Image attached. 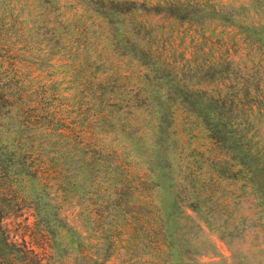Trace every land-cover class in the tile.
<instances>
[{
	"label": "trees",
	"instance_id": "obj_1",
	"mask_svg": "<svg viewBox=\"0 0 264 264\" xmlns=\"http://www.w3.org/2000/svg\"><path fill=\"white\" fill-rule=\"evenodd\" d=\"M12 2L19 15H0L17 28L0 34V122L13 116L19 141L40 132L52 142L35 158L0 136V264L58 262L57 241L74 230L45 200L52 181L67 200L87 175L91 224L112 213L158 237L178 206L205 216L247 196L264 206V0H237L236 12L213 0ZM154 17L186 26L163 36ZM168 34L189 54L180 47L178 58ZM154 40L168 44L164 60ZM193 68L198 89L181 85ZM167 74L164 98L153 89ZM25 177L36 192L15 189ZM232 182L239 191L223 190Z\"/></svg>",
	"mask_w": 264,
	"mask_h": 264
},
{
	"label": "rangeland",
	"instance_id": "obj_2",
	"mask_svg": "<svg viewBox=\"0 0 264 264\" xmlns=\"http://www.w3.org/2000/svg\"><path fill=\"white\" fill-rule=\"evenodd\" d=\"M213 1L225 3L228 11L236 12L238 10L237 0ZM12 3V0H0V15H5L6 18L19 15L20 12ZM11 22L10 19L6 20L7 26L0 27V34L11 36L12 33L17 31L15 26H11ZM152 25L158 27V34L163 31V36H167L168 29L176 32V30L180 31L186 26L175 21L165 22L157 17H154ZM165 27H167V30L163 29ZM173 39L174 35L168 34L167 43L171 42V47L176 52V56L178 58L183 57L186 55V51L188 55L189 50L183 44H179L178 40ZM153 43L155 48L159 50L160 59L164 60L168 44L165 40H154ZM180 47H183L186 51L180 50ZM35 53L39 56L41 54L38 50ZM172 55L171 57L174 59ZM194 68L191 74L192 79H188L186 84L181 85H187L192 89L201 88L197 86L200 82L199 79L193 77L200 76ZM174 72L173 66L169 67L168 74L173 75ZM149 73L151 72L149 71ZM139 74L140 71L135 66L133 77ZM168 74L163 76L164 78L161 81L156 82L153 89L158 94H162L164 98L174 90L173 82H171ZM131 81L134 82V79H131ZM11 117L4 118L0 122L1 139L10 142L9 147L11 149L19 142L22 151H26L35 158L40 157V149L50 150L47 145L52 142V139L40 134V132H34L32 137L24 134V141H19L21 136L16 134L18 124L13 116ZM98 128L105 131L114 128V126L101 127L100 125ZM103 131H96V138L99 142H103V137H106ZM108 139L110 140V138ZM152 154L149 151L146 153V157L151 159L153 158ZM86 176L81 179V187L68 194L69 198L67 200H64V193L59 190L56 181H52L45 188L46 202L57 205L58 213L74 230L70 234L65 230L63 232L65 236L57 241L60 252L56 264H264V206L259 209L253 208L249 196L243 204L237 203L236 208L228 209V213L216 208L213 211L208 210L207 216L204 214V209L194 213L188 208L181 209L178 206V209H173L177 214L169 216L167 223L163 226L166 232L162 231L164 235L158 237L155 234L148 233L149 226L113 222L112 213L108 215L110 218L108 219L109 223L105 226L91 224L86 219ZM25 180L27 184L17 185L15 189L22 194L23 187L27 188L29 192H36L33 188H36L39 183L33 178L25 177ZM166 186H168L167 182ZM231 189L239 191V187L234 182L225 184L223 188L225 191ZM163 193L165 196L168 194L164 191ZM243 194L244 192L241 193V195ZM170 203L173 204L172 201ZM208 218L211 221H208ZM31 221H34V218L31 217ZM101 227L105 229L104 235L97 233ZM224 234H227V237ZM84 246L85 249L82 250Z\"/></svg>",
	"mask_w": 264,
	"mask_h": 264
}]
</instances>
